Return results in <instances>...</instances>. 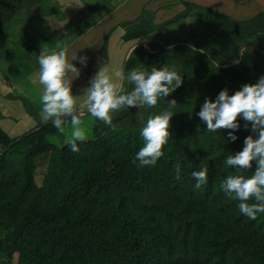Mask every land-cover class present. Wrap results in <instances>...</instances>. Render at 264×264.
Returning <instances> with one entry per match:
<instances>
[{"label": "trees", "instance_id": "obj_1", "mask_svg": "<svg viewBox=\"0 0 264 264\" xmlns=\"http://www.w3.org/2000/svg\"><path fill=\"white\" fill-rule=\"evenodd\" d=\"M49 1L0 0V21L19 8L43 10ZM184 6L183 13L160 26L144 16L118 28L125 30L127 50L139 45L125 62V75L164 65L183 75L186 67L187 96L177 89L160 98V105L129 108L111 126L97 120L93 139L78 141V152L69 143L58 149L49 142L61 135L50 120L16 139L0 126V264H264V213L247 218L239 201L221 189L224 178L240 174L225 160L242 150L249 133L241 121L239 139L229 142L227 130L207 132L195 115L205 97L214 99L224 88L232 94L264 75V48L256 44L264 39V14L236 22L210 9ZM191 12L202 31L189 37L188 46L178 41L168 49L169 43L153 41L157 30ZM112 32L101 50L104 61ZM173 99L177 107L164 155L154 167H138L132 161L144 146L145 116L160 114L168 108L162 101ZM177 164L180 180L174 178ZM201 167L208 169L207 183L194 189L192 172ZM254 170L255 165L243 175Z\"/></svg>", "mask_w": 264, "mask_h": 264}, {"label": "clouds", "instance_id": "obj_2", "mask_svg": "<svg viewBox=\"0 0 264 264\" xmlns=\"http://www.w3.org/2000/svg\"><path fill=\"white\" fill-rule=\"evenodd\" d=\"M123 33L124 29H119ZM67 33L65 34V36ZM67 47L56 45L52 50H43L37 56L39 64V83L43 86L40 102L43 118L51 121L53 127L60 132L64 131L66 119H70L73 126L72 139L69 142L70 150L78 152L77 142L86 139V130L82 127L83 111L77 110V102L83 101L82 108L96 120L103 121L111 126L113 113L121 109L152 108L160 98L169 97L183 83L175 66L164 65L160 68L152 67L151 71L145 67L134 68L130 74L123 71L114 73L108 66H100L88 85L83 88V95L73 93V80L68 74L72 73L75 80L79 78L81 70L73 61H78L87 67L88 57H73L68 61ZM125 81L132 84L129 91ZM168 108L158 115L149 116L146 125L141 130L144 146L135 153L132 161L138 167H154L164 155L162 148L169 139V122L175 115L176 100L167 102ZM200 121L206 125L205 130L216 133L221 129L227 130V140L236 142L243 121V129L249 134L243 140L242 150L231 153L225 163L235 169L238 175H229L221 182V189L231 199L239 201V211L247 218L255 220L257 214L264 213V75L254 84H244L239 90L229 94L224 88L215 98L205 97L200 110L195 113ZM255 165L251 176L243 175ZM208 169L201 167L192 172L196 181L194 189H200L207 183ZM176 180L181 179V167L175 168ZM254 201L249 203L248 201Z\"/></svg>", "mask_w": 264, "mask_h": 264}, {"label": "rangeland", "instance_id": "obj_3", "mask_svg": "<svg viewBox=\"0 0 264 264\" xmlns=\"http://www.w3.org/2000/svg\"><path fill=\"white\" fill-rule=\"evenodd\" d=\"M124 1L52 0L48 3L45 2L43 10L37 9L35 11L34 9L33 11H28L26 9L25 11L19 8L14 12L13 9H6L8 12H14L15 15L12 16L11 14L9 19L3 18L0 21V126L11 138H21L33 128L47 125L48 123L43 118L42 104L40 102V96L43 91V86L39 83V64L37 59L40 52L45 49L52 50L59 44L61 47L69 49L68 54L72 59L75 54V50L72 47L78 41L83 44L86 39L102 32L103 25L92 32L96 24H100L104 18L100 17L101 12L117 7ZM184 11H180L179 14ZM34 12L38 14L35 20H33ZM194 14L195 12L189 14L188 23L185 24L181 20L157 30V35L160 33L161 37L166 38V35L170 33L172 37L188 38L189 32L194 31L193 29L202 31L200 20L197 17L195 18V16L194 18L192 17ZM108 25L109 22L106 23V28ZM66 33L67 35L65 36ZM85 34L86 39L84 37ZM208 39L217 41L220 44L226 43L224 42L225 40L214 38L213 36ZM114 40L117 41L116 36ZM256 44L264 48V39H259ZM109 47H111V44H109ZM128 52L129 50L127 49L109 51L108 64L105 65L113 73L114 68L115 70L123 71L125 60L122 61L121 56H126ZM208 59L211 60L210 58ZM185 68H183V75H181L183 76V83L178 88V93H181L183 89L186 91L185 94L182 92L183 97L188 93L189 80L188 70ZM131 86L132 84L129 82L125 85L127 90H131ZM76 95L82 96L83 89ZM167 102L169 100H166V102L162 101V104L165 105ZM82 103V100L78 101L76 107L78 111L85 113L81 117V126L86 130L85 140H91L93 139V127L97 120L87 114L86 107H81ZM157 104L160 105L161 103L159 104L158 102ZM127 110L121 109L113 113V121L119 119ZM149 116H152V114L148 111L145 118H149ZM119 122H116V124ZM125 122H120V125L126 126L127 123ZM100 124L105 125L103 121H100ZM172 127L174 126L172 125L170 128ZM63 128L64 131L61 132V135L48 138L49 142L58 149L68 144L72 139L73 126L71 122L67 123ZM40 179L41 177L38 176L36 182L40 183Z\"/></svg>", "mask_w": 264, "mask_h": 264}, {"label": "crops", "instance_id": "obj_4", "mask_svg": "<svg viewBox=\"0 0 264 264\" xmlns=\"http://www.w3.org/2000/svg\"><path fill=\"white\" fill-rule=\"evenodd\" d=\"M185 3L192 4L200 8L213 10L215 12L223 14L228 18H231L236 22H246L261 14H264V0H125L117 7H113L112 11L104 16L100 24H96L95 29L92 32L96 31L98 27H101L103 25V30L102 32H99V35L96 33V36L94 35L89 39H86L85 34V42L83 44H80L81 41H78L74 45V47H72L75 50V54L73 55V57L77 53L78 56L88 57L87 67H83L82 65H80L78 61H73V64L81 70V74L76 80L74 74H68L69 78L73 80V93L75 94V91L81 89V87L89 82L91 77H93L95 72L98 70L97 67L108 64L110 55L109 51L114 52L117 50L129 48V45L125 44L122 40L124 32L121 33L119 29L122 28H118L121 24L131 23L145 16L151 19V23L153 25L159 26L173 19L180 13V11H184ZM250 12L254 14H251ZM36 17H38V14L33 18V20H35ZM192 17L194 18V15ZM183 21L185 24L188 23L189 17L184 18ZM107 22H109V25L106 28ZM193 30L194 31L189 32L188 38L181 37L182 39L178 37H172L170 33H167L168 35H166V38H164L161 37L160 33L159 35H157V33L155 32L153 41H164L166 44L169 43V46L167 47L168 49L177 45L175 43H177L178 41L187 43L186 45L188 46L187 40L189 39V37L195 35L196 33L198 34L199 32L198 30ZM111 31L113 32L107 42V60L104 61L101 58V50L104 46L105 36L111 33ZM115 36L117 37V41L114 40ZM109 44H111V47H109ZM141 45H144V48H146L145 45H148V43H144ZM138 46L139 45H132L127 55L121 56L123 61H126L133 53V51L138 48ZM189 46L192 47V44H189ZM67 58L69 63H71L73 58L71 59L69 54ZM113 71L115 72L117 70H115L114 68Z\"/></svg>", "mask_w": 264, "mask_h": 264}, {"label": "water", "instance_id": "obj_5", "mask_svg": "<svg viewBox=\"0 0 264 264\" xmlns=\"http://www.w3.org/2000/svg\"><path fill=\"white\" fill-rule=\"evenodd\" d=\"M126 62V61H125ZM123 72H124V74H125V63H124V67H123Z\"/></svg>", "mask_w": 264, "mask_h": 264}]
</instances>
